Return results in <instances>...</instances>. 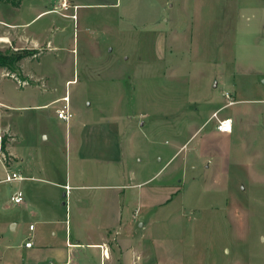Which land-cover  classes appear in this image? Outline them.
I'll use <instances>...</instances> for the list:
<instances>
[{"label": "rangeland", "instance_id": "obj_1", "mask_svg": "<svg viewBox=\"0 0 264 264\" xmlns=\"http://www.w3.org/2000/svg\"><path fill=\"white\" fill-rule=\"evenodd\" d=\"M101 3H0V52L21 56L0 68L14 152L64 183L125 186L134 231L117 257L131 245L130 264H264V0ZM5 178L0 162V224L21 222L16 243L36 210L11 204L19 183Z\"/></svg>", "mask_w": 264, "mask_h": 264}, {"label": "crops", "instance_id": "obj_2", "mask_svg": "<svg viewBox=\"0 0 264 264\" xmlns=\"http://www.w3.org/2000/svg\"><path fill=\"white\" fill-rule=\"evenodd\" d=\"M118 4V0L116 2L103 0L99 6ZM6 111L5 99L0 94V137H7L8 153L12 157L8 164L1 160L0 162L6 175L15 173L24 178L11 183H19V190L13 193L10 201L17 192H22L24 202L18 206L23 207L24 211L34 208L36 213L35 221L30 224L27 231V237H22L23 239L16 243H10L6 235L18 233L21 222L15 219L0 224V245H5L0 264H130L134 260L137 262L135 258L137 251L131 245L133 258L121 257V250L126 251L129 246L124 243V239L131 236L130 233L134 231L129 213L135 204L131 202L132 194L125 192L126 187L121 183L103 187L99 184L89 186L72 183L70 175L66 177L65 183L63 179L58 181L54 173L41 167L36 159H32L33 155L21 156L14 152L13 145L20 134L7 121ZM51 173L54 177L50 176ZM135 177V174L131 173L132 181ZM148 182L149 180L131 185L130 188L144 187ZM41 183H48L54 187L50 202L46 203L43 200L47 190ZM66 185L72 188L68 194ZM61 190L64 191L62 196ZM91 190L96 192L87 194ZM62 198L66 199V203H61ZM13 205L17 206L15 203ZM156 205L159 206L160 203ZM60 207H67L66 220L60 217ZM136 218L137 211L134 220ZM31 226H34L33 230ZM29 242L33 245L26 247ZM116 247L121 249L116 251ZM118 254L121 255L117 257Z\"/></svg>", "mask_w": 264, "mask_h": 264}, {"label": "built area", "instance_id": "obj_3", "mask_svg": "<svg viewBox=\"0 0 264 264\" xmlns=\"http://www.w3.org/2000/svg\"><path fill=\"white\" fill-rule=\"evenodd\" d=\"M68 102V101H65ZM57 115L59 119L65 120L66 122H69L72 117L73 114L70 112L69 110V106L66 103V105L62 108L57 110ZM212 120H215L217 123V130L222 133V134H232L233 132V128H234V124L232 119H228V118H220L219 117V113L214 114ZM2 140V138L0 137V141ZM1 160V158H0ZM24 178H22L20 175L15 174V173H7L6 178L4 180V182L6 183H13L15 181H19V180H23ZM65 189L68 192L71 191V187L70 185H66ZM11 201L17 205H20L24 202V196L22 192H17L11 199ZM31 229H34V226H31ZM33 245L32 242H29L26 244V247H31Z\"/></svg>", "mask_w": 264, "mask_h": 264}, {"label": "trees", "instance_id": "obj_4", "mask_svg": "<svg viewBox=\"0 0 264 264\" xmlns=\"http://www.w3.org/2000/svg\"><path fill=\"white\" fill-rule=\"evenodd\" d=\"M22 0H0L1 4H9L15 8H19ZM21 59V56H13L10 54H4L0 52V68H9L13 66L17 61ZM7 141L4 139L0 148L3 152L6 150Z\"/></svg>", "mask_w": 264, "mask_h": 264}, {"label": "bare ground", "instance_id": "obj_5", "mask_svg": "<svg viewBox=\"0 0 264 264\" xmlns=\"http://www.w3.org/2000/svg\"><path fill=\"white\" fill-rule=\"evenodd\" d=\"M64 101H68V98H65Z\"/></svg>", "mask_w": 264, "mask_h": 264}]
</instances>
